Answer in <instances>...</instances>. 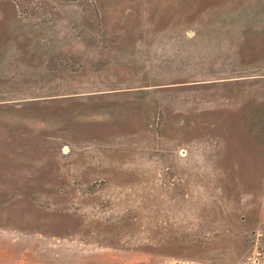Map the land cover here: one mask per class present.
Wrapping results in <instances>:
<instances>
[{"label": "rangeland", "instance_id": "rangeland-1", "mask_svg": "<svg viewBox=\"0 0 264 264\" xmlns=\"http://www.w3.org/2000/svg\"><path fill=\"white\" fill-rule=\"evenodd\" d=\"M0 264H264V0H0Z\"/></svg>", "mask_w": 264, "mask_h": 264}]
</instances>
